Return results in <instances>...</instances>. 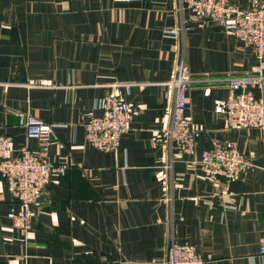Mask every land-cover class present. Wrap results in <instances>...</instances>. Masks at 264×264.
<instances>
[{"label": "crops", "instance_id": "obj_1", "mask_svg": "<svg viewBox=\"0 0 264 264\" xmlns=\"http://www.w3.org/2000/svg\"><path fill=\"white\" fill-rule=\"evenodd\" d=\"M232 2L248 8L252 0ZM177 5L0 0V135L12 137L16 153L38 151L21 115L55 124L49 158L67 166L39 196L29 237L8 217L20 205L0 177V264H166L172 241L194 245L209 264H264V127L229 128L216 112L230 93L226 78L249 74L257 59L243 39ZM183 19L182 36L168 32ZM181 55L193 78L187 114L197 141L193 154L173 156L161 133ZM116 90L133 118L118 150L104 152L88 143L85 124ZM218 139L253 162L227 183L200 164Z\"/></svg>", "mask_w": 264, "mask_h": 264}, {"label": "built area", "instance_id": "obj_2", "mask_svg": "<svg viewBox=\"0 0 264 264\" xmlns=\"http://www.w3.org/2000/svg\"><path fill=\"white\" fill-rule=\"evenodd\" d=\"M177 10L181 14L190 10L199 20L219 23L252 49L257 64L249 74L226 78L230 93L227 100L216 107V112L224 114L229 128L264 127V100L253 92V88L264 91V0H252L248 8H240L232 0H178ZM189 26V21L183 19L178 29L168 32L182 36ZM192 82V74L181 55L173 80L176 98L171 124L161 133L173 156L196 151L197 130L187 114L188 90ZM98 106L102 113L91 115L85 124L87 141L100 151H117L123 134L130 128L133 118L131 105L116 90L104 97ZM20 122L26 129L27 138L39 141V150L33 151L23 145L16 153L12 137L0 135V177L20 205L19 211L9 213L8 217L15 229L29 237L39 196L45 192L53 174L66 173L67 166H53L49 158L55 124L30 113L21 115ZM200 164L207 177L226 183L253 167L252 160L234 141L223 139H218L210 150L201 154ZM260 253L264 255V237ZM211 260V256L199 254L188 242L172 241L167 249L166 264H209ZM119 264L132 263L122 260Z\"/></svg>", "mask_w": 264, "mask_h": 264}]
</instances>
